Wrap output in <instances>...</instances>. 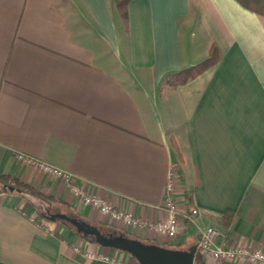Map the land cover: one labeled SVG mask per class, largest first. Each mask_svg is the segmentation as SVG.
<instances>
[{
    "label": "crops",
    "instance_id": "obj_1",
    "mask_svg": "<svg viewBox=\"0 0 264 264\" xmlns=\"http://www.w3.org/2000/svg\"><path fill=\"white\" fill-rule=\"evenodd\" d=\"M211 46L215 65L177 87L165 81ZM18 152L153 222L167 217L172 170L178 209L198 213L172 241L131 231L19 164ZM0 175L63 203L0 193V264H111L84 250L138 264L53 215L181 250L214 226L228 244L264 252V18L235 0H129L126 22L114 0H0Z\"/></svg>",
    "mask_w": 264,
    "mask_h": 264
},
{
    "label": "built area",
    "instance_id": "obj_2",
    "mask_svg": "<svg viewBox=\"0 0 264 264\" xmlns=\"http://www.w3.org/2000/svg\"><path fill=\"white\" fill-rule=\"evenodd\" d=\"M15 159L19 164L32 167L40 173L59 181L71 194V196L84 206H89L99 212L101 216L112 222L121 223L131 229L147 228L157 236H163L172 241L178 234L180 221H191L198 211L195 207L181 212L174 200L173 194L176 185V175L170 170L165 185V196L162 208L166 210L167 217L162 221H148L141 219L124 209L115 208L91 192L87 183H76L74 176L65 170L49 165L23 153H15ZM227 230L214 226H207L199 231L196 237V252L204 261H214L218 264H264V252L251 250L238 244H228ZM79 252L78 248H75ZM82 255L86 258H99L101 261L117 264L114 257L96 256L84 250Z\"/></svg>",
    "mask_w": 264,
    "mask_h": 264
},
{
    "label": "trees",
    "instance_id": "obj_3",
    "mask_svg": "<svg viewBox=\"0 0 264 264\" xmlns=\"http://www.w3.org/2000/svg\"><path fill=\"white\" fill-rule=\"evenodd\" d=\"M128 1L129 0H114L117 13L124 22H126V5ZM235 1L243 8L253 12L254 14H256L261 18H264V0H235ZM218 57L219 56L217 53V48L215 46H211V48L209 49L208 56L204 60L193 66L185 68L181 71L166 75L165 81L168 78V76H171L173 78V82L171 83L172 87H177L179 85H182L194 79L195 77L203 73L205 70L215 65L218 61ZM174 144L175 143L172 139V146L176 148V145ZM8 187H12L13 192H18L20 195H28L34 197L46 204H53V203L63 204L60 200L56 198H53L51 196H46L40 193L29 184L20 181L18 178L0 175V193L9 192ZM63 224H65L73 232H75L73 227L69 223L63 222ZM105 233L112 235H123L132 238L129 234L113 228L106 230ZM79 236L88 242H93V238L90 236L89 237L81 236V235ZM168 248H173V247L169 246ZM193 264H206V262L197 252L194 256Z\"/></svg>",
    "mask_w": 264,
    "mask_h": 264
},
{
    "label": "water",
    "instance_id": "obj_4",
    "mask_svg": "<svg viewBox=\"0 0 264 264\" xmlns=\"http://www.w3.org/2000/svg\"><path fill=\"white\" fill-rule=\"evenodd\" d=\"M8 190L13 191V188L8 187ZM56 219L69 222L78 234L91 236L93 242L98 246L128 254L138 264H193L196 246L187 250L171 249L156 244L143 243L123 235L103 234L95 226L64 215H53L50 218L51 221Z\"/></svg>",
    "mask_w": 264,
    "mask_h": 264
},
{
    "label": "rangeland",
    "instance_id": "obj_5",
    "mask_svg": "<svg viewBox=\"0 0 264 264\" xmlns=\"http://www.w3.org/2000/svg\"><path fill=\"white\" fill-rule=\"evenodd\" d=\"M49 210H50V211H49ZM40 211H41L42 213L45 212L44 208H40ZM48 211H49V212H52L51 209H48Z\"/></svg>",
    "mask_w": 264,
    "mask_h": 264
}]
</instances>
